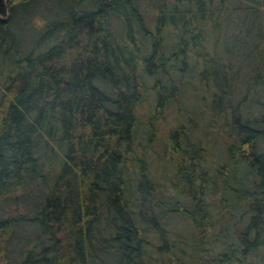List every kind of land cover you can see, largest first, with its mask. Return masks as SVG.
Wrapping results in <instances>:
<instances>
[{
  "label": "trees",
  "instance_id": "trees-1",
  "mask_svg": "<svg viewBox=\"0 0 264 264\" xmlns=\"http://www.w3.org/2000/svg\"><path fill=\"white\" fill-rule=\"evenodd\" d=\"M0 263L264 264V0H0Z\"/></svg>",
  "mask_w": 264,
  "mask_h": 264
},
{
  "label": "rangeland",
  "instance_id": "rangeland-1",
  "mask_svg": "<svg viewBox=\"0 0 264 264\" xmlns=\"http://www.w3.org/2000/svg\"><path fill=\"white\" fill-rule=\"evenodd\" d=\"M144 110H147L148 107L145 105L143 107ZM170 117H168L167 121L165 120H162V121H159L158 122V127L160 128L159 130V133H158V136L157 137H160V135L162 134L163 136L166 135L169 127H170ZM169 222L171 223V226L177 231V232H183V231H180L182 228L184 227H190L191 223L189 221H182L181 219L179 218H173L171 217L169 219ZM2 264V263H0Z\"/></svg>",
  "mask_w": 264,
  "mask_h": 264
}]
</instances>
